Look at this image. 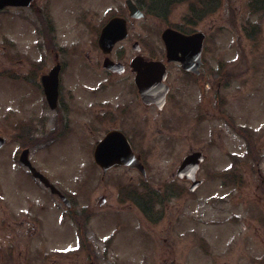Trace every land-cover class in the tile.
Listing matches in <instances>:
<instances>
[{
    "label": "rangeland",
    "instance_id": "obj_1",
    "mask_svg": "<svg viewBox=\"0 0 264 264\" xmlns=\"http://www.w3.org/2000/svg\"><path fill=\"white\" fill-rule=\"evenodd\" d=\"M174 1L166 12L172 16L157 20L159 26L151 30L153 46L161 42L165 19L174 22L192 3L202 6L201 0H184L190 2L183 6V0ZM250 2L216 0L209 40L214 87L207 90L201 82L183 87L160 109L129 103L132 81L126 77H114L109 90L93 92L105 86L104 80L97 86L105 76L96 65L85 64L92 65L84 56L92 39L73 19L83 12L97 19L110 9L122 11L123 0H35L33 8L0 12V136L6 139L0 149V189L24 207L13 218L0 208V264H264V7L252 9ZM36 11L56 24L55 30L52 25L39 32ZM124 46L130 54V43ZM55 52L65 66L61 107L51 109L38 87ZM111 104L120 109L118 115L127 110L120 121L135 123L136 149L146 153L149 167L146 184L128 168L113 169L101 179L90 155L105 126L87 121L77 108L94 115ZM84 120L89 128L80 126ZM19 148H29L32 165L73 196L74 211L85 207L93 214L76 217L58 197H44L42 184L18 161ZM194 150L205 156L198 173L205 182L191 192L189 182L176 179L174 172ZM231 168L238 179L228 178L225 185L217 173ZM129 188L153 210L161 212L162 201V217L147 220L138 208L115 200L119 190ZM102 194L107 204L101 206ZM30 201L39 211L33 228L25 213H36L26 206ZM7 205L5 200L0 207Z\"/></svg>",
    "mask_w": 264,
    "mask_h": 264
},
{
    "label": "flooded vegetation",
    "instance_id": "obj_2",
    "mask_svg": "<svg viewBox=\"0 0 264 264\" xmlns=\"http://www.w3.org/2000/svg\"><path fill=\"white\" fill-rule=\"evenodd\" d=\"M132 1L141 11H143L142 17L130 16L129 12L126 8L122 11L121 10L116 11L114 9H110L104 15L103 18L95 19L94 18L95 14L94 13L90 14L89 12H87V13L83 12L81 15L78 16V18H77L78 23L80 22V23L84 24V26H85L84 29L87 30L88 34L91 37L90 39H92L90 42L91 43L90 46L84 48V56L86 58V61H89L88 63H91L92 65H88L87 63H85V64L89 68L94 67L93 64L96 65L98 67V70L101 71L102 77L105 76V77H103V80L105 81V85H107V86L113 87L114 86L113 84L117 80L114 77H117V76L126 77L125 80H128L129 82L132 81V83L130 85V91L133 95L131 97H128L127 100L129 99L128 100L129 103L131 101L133 103H135L134 107H140L141 109H143L145 107H156V106L152 103L144 102L140 98V95H139V93L136 89V86L134 84V79H133L134 73L132 71V68L130 67V64H131V60L137 56H141L145 60L151 59V60L162 61L165 64L167 74H166V78L164 79V83L167 85L168 90L166 92L164 105L166 104L168 99L170 97H174V95L177 99L179 97L180 92H182L183 87L193 85V84L198 85V83L201 82L202 87H204V88L208 87L207 90L212 89L214 87V85H213L214 80L212 79L213 78L212 75L214 76L215 73H214V65H213L212 59L210 58V55H209V53H210V41L209 40H210V33H211V31H213V29L215 27V24L212 23L211 15L214 12L215 7L217 6L216 0H212V1L211 0H201V2H200L202 5L201 9H198V7L192 3L189 6V9L187 10V12H183V13L178 14L177 16H174L176 18V20L172 23H168L169 21H167L165 19V21L163 22L165 24H162V28L160 29L161 42L158 43V46L157 45L153 46L154 44H153V41L151 40V36H150L151 30L155 24L159 26V23L157 22V20L161 21L160 19H162V21H163L164 17L169 18L172 16V14H167L166 12L169 9L170 5L175 1L174 0H132ZM190 1H192V0H190ZM34 2H35V0H34ZM189 2H185L183 0L182 6L186 5ZM197 4H199V3H197ZM250 4H251L252 9L255 7L256 10H259L262 7H264V0H251ZM152 5L154 6L153 8H152ZM245 7H246V3H245ZM114 17L124 18V22H125V26H126V37L122 40H118L112 46L111 51L107 54L100 49V47L98 45V37H99L100 31L104 27V25L110 19H112ZM43 21L45 24H42L39 19H38V24L36 23V29L39 32L45 28L50 29V27L52 25H53L52 28L53 29L55 28L54 24H51L49 21H47V20H43ZM205 26H207L206 29L204 28ZM242 26H244L246 28L245 23H243ZM165 28H172V29H174V30H176L182 34H185V35H190L193 33H200V32L203 33V35H202V47H201L200 53L198 51V56H197L196 49L199 47V44H198L199 40L198 39L199 38L201 39L200 36H196L195 42H193V43H191L190 41H186L180 48L177 49L176 52L172 53V54H174L175 57L177 54L179 57H182L183 59L188 61L189 67H186L187 69L182 67V64L179 60H171V61L167 60V58H166V43L163 42V40L161 38V33H162L163 29H165ZM127 43H130V48H131L130 54L129 53L127 54L126 48L124 46ZM183 47H185L184 50H183ZM38 48L42 52L44 50H46V46L40 47L38 45ZM181 48H182V50H181ZM190 48H192L194 50H190ZM90 50L94 51V57L92 56ZM58 56H59V54L55 52V54H54L55 61L51 64V66L48 67V70L53 65H55L58 61L60 63V72L63 70V68L65 66V61L63 60L61 63L60 60H58V58H57ZM105 58L109 59L113 62L121 63L122 64L121 71L117 72L115 70H111L107 67H104L103 62H104ZM192 65H195V66H193L192 69H190V66H192ZM48 70H46L43 73L48 72ZM174 71H175V73H174ZM124 75H126V76H124ZM38 88L42 92V86L40 83V79H39V87ZM42 95H43V92H42ZM69 95H71L70 92H69V94L64 95V97L65 96L69 97ZM61 99H62V97H61V91H60V86H59L58 105L55 109H58L61 107V104H60ZM173 99H172L173 103H178V100H173ZM68 103H70V101ZM129 103L125 105V106H128L127 107L128 109L125 107L123 109L129 110L130 109ZM90 107H93V106H90ZM134 107H132V109H134ZM74 108H76V107H74ZM77 109H79V110H77L78 113L86 114L87 121H90V122L92 121V122H94V124H96L95 122H97V124L105 126L103 134H102V136H100V138L103 137V135H105L110 130L119 129L125 134L127 139L130 141V143L133 146V150L135 151L136 154H138L140 156L141 160H142L143 156L146 157L145 152H143L140 149H138V150L136 149L137 147H136L135 135L132 132V129L134 128L135 123L133 121H125V120L120 121V118L125 117V114H127L126 113L127 110L126 111L121 110L120 115H118L120 109L118 107L114 106L113 104L107 105L106 107L101 106L99 109L95 110L94 115H92V113L89 112L88 109L83 108L82 106L78 107ZM73 112H75V111L73 110ZM121 113H123V114H121ZM93 116H97L98 118H94ZM87 121L84 120L83 122H80V126L85 127V128H89ZM69 124H70V128H71L72 123H69ZM131 124H133V125H131ZM90 155H93V151H92V153H90ZM201 163L199 162L197 164V167L195 170V180H198V183H199L197 185V187L202 185L205 182L204 176L198 175V173L201 171ZM119 168H121V167H119ZM111 170H113V168L109 169L108 171H105V173H103L102 170H100L101 171V178L103 179L106 175H108V173ZM131 170H134V169H131ZM134 171L137 172L136 170H134ZM144 179H145V181H147V177H145ZM164 186H167V185L165 184ZM42 187L44 188V190L41 189V191H42L41 193L44 197L45 196L54 197V198L58 197L60 199V201H61V199H62V201H64V205L66 206L67 209H70L71 212L74 210L73 206H72L73 205L72 201L74 198L71 197L72 195L70 196L67 192H61L60 191V193L64 196L63 197L59 193L51 192V190L44 185H42ZM15 193H17V192L11 191V194H15ZM125 193L123 194V199H124ZM128 193H126V194H128ZM8 196H9V193L6 190L3 191L2 189H0V197H1L0 204L4 203L5 200L8 203V205L6 207H4V206L0 207L1 211L10 215L9 217H12V218H13V216L19 217L20 215H22L24 213V209H23L24 207L23 206L21 207V205L18 202H15L14 199L11 197H10V199H12V200L9 201ZM27 197L30 198L32 196L30 195ZM88 197H90V196H88ZM127 198L128 199H126V200H127V203L129 204V207L133 206L134 208L135 207L138 208L133 200H129V195L127 196ZM99 199H100L99 204L101 206L104 204H107L103 194ZM160 204L163 205L161 202H160ZM142 205H146V203H143ZM26 206H29L30 209H35L36 213L25 212L28 215H30V217L26 215L30 221L23 218V216L20 219H21V221H25V220L29 221L31 223L30 225L32 226V228L36 227L35 224L39 222V219H38L39 211H38L37 207L32 204L31 201H30V204L27 202ZM149 207L150 206H145L146 209H148ZM161 209L162 210H161V212H159V214L162 216V212H163V210H165L164 206H161ZM118 211H119L118 209L115 210V216L118 215ZM73 212H75V211H73ZM92 212L93 211L90 210L89 214H91ZM4 219H5V224H6L5 226H8L7 225L9 223L8 217L4 218ZM9 255H10V257H14V253L8 254V256Z\"/></svg>",
    "mask_w": 264,
    "mask_h": 264
},
{
    "label": "water",
    "instance_id": "obj_3",
    "mask_svg": "<svg viewBox=\"0 0 264 264\" xmlns=\"http://www.w3.org/2000/svg\"><path fill=\"white\" fill-rule=\"evenodd\" d=\"M30 0H0V8L4 5H25L28 4ZM129 7V5H128ZM134 8V7H133ZM131 8V10H133ZM115 24H118L119 21H114ZM115 30L113 28H110L109 30H106L105 35L101 37L100 44L102 42H105L107 46H111V44L118 39V37H122L121 34L119 36L114 34ZM165 40L167 41V47L169 52H174L175 49L170 47L168 40L176 41L178 38L175 36L169 35L168 32H165L164 35ZM108 49V48H107ZM160 63L158 62H141L142 70H137L136 75V82L139 85L141 95L146 98L148 94H145L146 87H143V83L146 81L152 82V79H159L162 78L164 69L161 68ZM140 66V65H139ZM57 67L52 69L48 75H45L42 77V83H43V90L47 99V102L49 105L53 108L56 105L57 95H58V79H57ZM152 88V87H151ZM150 90V88H149ZM150 92V91H149ZM152 98V96H150ZM154 101H156L159 105L162 101V95L159 94L156 97H153ZM3 144V138L0 137V146ZM108 154L114 155L109 156L108 158L103 156L102 154ZM27 151L24 150L21 155V160L29 165V162L26 159ZM199 153H191L188 154L180 164L177 174L179 176H185L187 178H191L193 180V172L195 170L197 161L201 159V157H198ZM95 160L98 164L101 166H110V165H120V164H130V165H137L135 158L130 153V150L128 149V146H126L123 139L118 140L115 136L112 134L107 135L96 147L95 149ZM33 174L41 179L43 183L49 187L52 188V185L45 179L39 172L35 171L32 167H30ZM197 182H194L193 186ZM53 190V189H52ZM94 264V263H91Z\"/></svg>",
    "mask_w": 264,
    "mask_h": 264
},
{
    "label": "trees",
    "instance_id": "obj_4",
    "mask_svg": "<svg viewBox=\"0 0 264 264\" xmlns=\"http://www.w3.org/2000/svg\"><path fill=\"white\" fill-rule=\"evenodd\" d=\"M26 130H27V128H24L21 132V136L23 137L24 136V133H26ZM231 179H234V181H235V179H238V177H237V175H232V178ZM153 204V203H152Z\"/></svg>",
    "mask_w": 264,
    "mask_h": 264
}]
</instances>
